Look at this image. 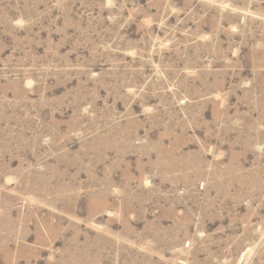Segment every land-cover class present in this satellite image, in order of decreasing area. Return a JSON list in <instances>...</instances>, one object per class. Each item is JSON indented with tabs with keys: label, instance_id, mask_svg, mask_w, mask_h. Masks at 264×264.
Segmentation results:
<instances>
[{
	"label": "rangeland",
	"instance_id": "1",
	"mask_svg": "<svg viewBox=\"0 0 264 264\" xmlns=\"http://www.w3.org/2000/svg\"><path fill=\"white\" fill-rule=\"evenodd\" d=\"M0 264H264V0H0Z\"/></svg>",
	"mask_w": 264,
	"mask_h": 264
}]
</instances>
